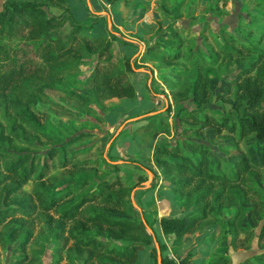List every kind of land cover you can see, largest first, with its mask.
Wrapping results in <instances>:
<instances>
[{
	"label": "trees",
	"instance_id": "16d2710c",
	"mask_svg": "<svg viewBox=\"0 0 264 264\" xmlns=\"http://www.w3.org/2000/svg\"><path fill=\"white\" fill-rule=\"evenodd\" d=\"M47 1L61 8V12H47ZM47 1L3 0L0 8V226L6 220L13 223L7 236L11 242L17 240L13 251L18 253L7 264H33L37 260L33 251L26 252L34 237L35 219H42L43 230L51 233L55 243L53 264H58L62 256L68 264H131L139 250L152 245V238L134 213L128 189L117 174L100 180L85 174V170L95 173L100 169V161L103 165L108 162L101 155L82 157L89 152V146L67 150L86 135L84 132L54 145L56 138L41 129L47 111L37 108L36 103L41 97L50 98L48 91L57 90L67 72L77 71L78 65L88 60H91L88 73L77 80L86 94L63 88L67 97L83 104L110 98L133 99L135 89L128 80L132 65L127 56L114 55L117 37L110 31L106 30V35L91 34L94 24L75 20L66 0ZM120 1L124 5L136 2ZM252 22L261 25L245 26L246 36L257 33L255 45L222 31L220 37L225 44L216 51V55L237 65L229 78L234 87L230 104L236 111L235 120L214 116L204 105L211 90L210 74L202 59L191 62V82L168 88L173 105L189 98L195 106L178 110V122L183 125L181 133L193 131L202 135L204 129L210 128L215 134L234 133L236 141L251 135L263 160L262 164H255L247 155H241L224 164L212 161L208 145L194 140L186 141L185 147L168 142L156 146L154 164L183 212L158 219L161 234L172 236V254L177 253L186 234L211 224L221 227L219 238H229L233 248L246 240L249 243L255 227L258 250L236 264H264V191L249 184L254 173L264 177V43L259 45L264 36V16L256 15ZM164 35L171 49L150 44L138 55V61L171 66L181 58L182 40L176 38L177 31L170 29ZM169 109L168 105L166 111ZM143 120L144 124L133 129L134 133L167 125L161 114ZM32 130L41 132L43 141L50 143L43 152L14 153L6 148L15 138L25 141L24 135H35ZM37 136L34 137L38 139ZM109 166L117 171V165ZM58 169L66 175L51 173ZM78 172L82 176L75 178ZM28 182L32 187L25 192L23 187ZM227 208L233 209L232 214L221 218L219 212ZM244 221L250 226L244 225ZM20 233L23 235L18 238ZM154 250L151 246L150 256ZM190 257L189 254L180 257L178 262L190 264ZM160 264L176 261L169 255H161ZM209 264H231V259L225 252H214Z\"/></svg>",
	"mask_w": 264,
	"mask_h": 264
},
{
	"label": "rangeland",
	"instance_id": "374dc122",
	"mask_svg": "<svg viewBox=\"0 0 264 264\" xmlns=\"http://www.w3.org/2000/svg\"><path fill=\"white\" fill-rule=\"evenodd\" d=\"M2 2L3 0H0V8ZM66 2L75 20L85 25L94 24L91 34L106 35L105 31L108 30L117 37L115 41L117 49L114 50V55L129 58L132 72L128 74V80L134 86L136 97L110 98L99 103L87 104L67 97L62 92L63 88L86 94L81 91L77 83V80L82 79L90 69L91 60L85 61L78 65L77 71H69L63 76L57 90L48 91L50 98L41 97L37 101L36 107L47 111V118L42 122L41 129L56 138L54 145H59L78 132H84L86 135L67 150L89 146V152L82 157L97 158L96 156L101 155L108 162V165H103L100 161L98 165L100 169H96L95 173L92 170H85L84 173L90 174L95 180L112 174L120 176L124 187L129 191V199L135 215L152 238V245L140 250L131 264H159L157 260L159 255H169L176 264H180L179 258L188 254L191 255L190 264H209L214 252L227 253L231 264H236L245 256L255 253L258 250L255 244L257 228L253 227L254 237H251L249 243L246 240L237 245V248H233L228 242L229 238H219L221 227L211 224L186 234L177 253L172 254L170 251L172 236L167 237L159 233L156 220L152 218V215H159L157 209L162 206L161 202L157 204L153 200L159 196L160 191L164 192V196L171 192L166 187L165 181L159 182L158 176L153 173V164L150 160L156 146L162 142L179 143L185 147L186 141L194 140L208 145L212 161L219 160L224 164L241 155H247L255 164L263 163L255 139L251 135L236 141L234 133L221 131L215 134L210 128L204 129L202 135H197L193 131L181 133L183 125L178 122V110L181 107L189 110L195 106L189 98L173 105L168 88L171 85L178 86L182 82H191L193 75L190 71L191 62L202 59L204 68L210 74L211 90L209 100L204 105L210 108L214 116H228L235 120L236 111L230 104L234 87L230 84L229 78L233 76L237 65L228 61L227 57L216 55L219 46L225 44L220 33L225 31L241 42H251L255 45L258 40L257 33L253 32L246 36L245 26L249 23L250 26H261L253 23L252 18L256 15L264 16V10L261 9L264 0H136V2L129 1L125 5L120 0H66ZM88 7L92 14L85 13L84 8L88 9ZM45 10L52 14L61 12V8L52 5L50 1L46 2ZM170 29H175L176 38L182 40L179 49L181 58L171 66L156 61H138V54L150 44H158L170 50L164 37ZM125 42L131 44H124ZM263 43L264 36L259 45ZM168 105L170 109L166 111ZM157 114L165 116L167 125L163 123L152 127L146 133H134V127L144 124V118ZM6 122L3 121L4 124ZM33 132L35 130L31 131L32 134ZM36 135L38 139L34 137ZM24 136L25 141L15 138L6 148L14 153L20 150L39 153L50 145L43 141L41 132H35L33 136ZM109 164L117 165V171L112 170ZM51 173L66 175L61 169ZM81 176L82 172H78L74 177ZM249 184L264 191V177L261 173H254ZM31 187L32 183L28 182L23 190L30 191ZM166 203L169 206L167 214L175 216L183 213L176 198L166 199ZM150 204L155 206L152 208ZM232 212V208L222 209L219 215L221 218H226ZM42 224V219L33 220L34 237L31 238L32 243L28 245L26 252L33 251L36 256L37 260L33 264H53L55 243L51 233L43 230ZM243 224L250 226L247 221ZM12 225L10 220H6L0 226L2 236L0 264H7L9 259L18 255L13 251V248L17 247V240L11 242L7 236ZM22 235L20 233L18 238ZM151 246L155 249L153 256L149 254ZM58 264H68V262L62 256Z\"/></svg>",
	"mask_w": 264,
	"mask_h": 264
},
{
	"label": "crops",
	"instance_id": "0c3cea01",
	"mask_svg": "<svg viewBox=\"0 0 264 264\" xmlns=\"http://www.w3.org/2000/svg\"><path fill=\"white\" fill-rule=\"evenodd\" d=\"M78 3H79V1H78ZM120 3V2H119ZM81 4V3H80ZM90 13L92 12V11H90L89 10V7H88V9H87ZM92 14V13H91ZM139 55V54H138ZM136 97V96H135ZM134 97V98H135ZM115 118V117H114ZM113 119V118H112ZM144 121V120H143ZM135 128V127H134ZM151 163L153 164V173H155V175H157L158 176V178H159V182L161 181V178H160V174H159V171H158V166L157 165H155L154 164V161H153V159H152V157H151ZM148 173V172H147ZM148 179H149V177H148ZM169 191V190H168ZM171 192V191H170ZM169 192V193H170ZM164 193V192H163ZM161 191H160V193H159V196H156L157 198H158V201H157V198H155V200H153V201H155V203H157L158 204V202H161L160 204H162V206L161 207H159L158 209H157V212H158V210H159V212H158V214L159 215H156V216H153L152 215V218H155V223H157V225H158V227H159V224H158V219L161 217V216H173V214L172 215H170V213L169 214H167L168 212H169V206H168V203H166V199H169V198H171V199H173V198H175V196H174V194L173 193H171V194H169V195H167V196H164V194H163ZM172 195V196H171ZM155 206V204H150V206ZM150 206H149V208H150ZM151 206V207H152ZM168 208V209H167ZM152 218H150V219H152ZM156 226V224H154V227ZM159 233H161L160 232V229H159ZM157 236V235H156ZM140 252V250L138 251V253ZM138 253H137V255H138Z\"/></svg>",
	"mask_w": 264,
	"mask_h": 264
},
{
	"label": "water",
	"instance_id": "95a60500",
	"mask_svg": "<svg viewBox=\"0 0 264 264\" xmlns=\"http://www.w3.org/2000/svg\"><path fill=\"white\" fill-rule=\"evenodd\" d=\"M148 172V174H149V171H147ZM154 207V205L152 206V208ZM160 259H161V256L159 255L158 257H157V260H158V263L160 264Z\"/></svg>",
	"mask_w": 264,
	"mask_h": 264
}]
</instances>
